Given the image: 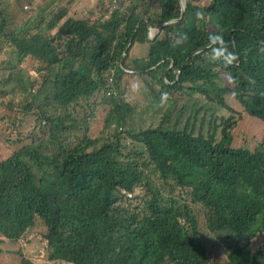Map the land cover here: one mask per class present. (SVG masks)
<instances>
[{
	"label": "trees",
	"instance_id": "trees-1",
	"mask_svg": "<svg viewBox=\"0 0 264 264\" xmlns=\"http://www.w3.org/2000/svg\"><path fill=\"white\" fill-rule=\"evenodd\" d=\"M4 1L0 114L33 128L9 117L0 238L51 264H264V0Z\"/></svg>",
	"mask_w": 264,
	"mask_h": 264
},
{
	"label": "rangeland",
	"instance_id": "rangeland-1",
	"mask_svg": "<svg viewBox=\"0 0 264 264\" xmlns=\"http://www.w3.org/2000/svg\"><path fill=\"white\" fill-rule=\"evenodd\" d=\"M4 4H7V1L1 0ZM99 0H56L55 7H58L60 5L67 6L68 3H72L68 6L69 9V15L73 16L76 15L84 16L88 15L89 12L94 11V8L99 11V7L96 6V3ZM183 1V0H182ZM58 4V6H57ZM37 7V5H36ZM35 9V8H34ZM19 16L23 17L26 14L32 15L31 8H25L21 12L18 13ZM34 15V14H33ZM32 15V16H33ZM212 19V18H211ZM156 35V32L154 30L150 31L149 37L153 39ZM4 47L6 49L7 45L4 44ZM148 53V45L147 43H136L132 52L130 59L135 64L136 61L146 58ZM5 55L3 56L2 60H4ZM133 65V64H132ZM33 77H36V74L34 72H31ZM16 118L17 124L18 121L23 120L24 124L21 129L24 131V136L30 132L33 128L32 118H26L24 119L20 114H18L16 111L12 113H2L0 114V158L5 159L9 157V155L12 153V150L15 148V146L12 145V140H17V134L18 132L15 130L11 124L10 118ZM32 119V120H31ZM251 123L249 124V127H253L254 129L251 131L252 136L256 135L257 133L261 135H264V123L258 121L257 119H252ZM245 131V129H243ZM9 139V140H8ZM2 239V238H0ZM44 244L39 243L37 240H33L32 243H26L24 241L19 242H10L9 240L2 239L0 242V262L1 264H20V256L18 253L20 251H23L26 257L30 258L35 264H51L47 258V253H44ZM41 254H45L40 256Z\"/></svg>",
	"mask_w": 264,
	"mask_h": 264
},
{
	"label": "clouds",
	"instance_id": "clouds-1",
	"mask_svg": "<svg viewBox=\"0 0 264 264\" xmlns=\"http://www.w3.org/2000/svg\"><path fill=\"white\" fill-rule=\"evenodd\" d=\"M188 2H189V0H188ZM180 4H181V9H182V2L180 1ZM187 6H188V4H187ZM26 8H28V7H26ZM29 8H31V7H29ZM33 9V8H32ZM186 9H187V7H186ZM186 11V10H185ZM185 13V12H184ZM182 15H183V11H182ZM182 15H181V17H182ZM147 21H148V19H146ZM174 20H177V21H174ZM178 21H180V19H173V20H171V21H169V22H172V23H176V22H178ZM169 22H167V23H169ZM149 23V22H148ZM167 23H165V24H167ZM172 23H170V24H172ZM151 24V23H150ZM165 24H163V26L162 27H165ZM170 24H168V25H170ZM167 25V26H168ZM152 27V26H151ZM152 29L156 32V35H155V37L160 33V31H161V29H154L153 27H152ZM149 31H151L150 29H149ZM154 37V38H155ZM153 38V39H154ZM130 197H132L131 195H129Z\"/></svg>",
	"mask_w": 264,
	"mask_h": 264
},
{
	"label": "water",
	"instance_id": "water-1",
	"mask_svg": "<svg viewBox=\"0 0 264 264\" xmlns=\"http://www.w3.org/2000/svg\"><path fill=\"white\" fill-rule=\"evenodd\" d=\"M181 2H182V11H183V14H184V12H185V10H186V7H187V4H188V0H181ZM183 16V15H182ZM179 19H181V18H179ZM174 21H177V20H174ZM149 22V21H148ZM170 23H172V22H169V23H167V24H165V26H167L168 24H170ZM148 27H149V29L152 31L153 29H152V27H151V24H150V22L148 23ZM125 56V54L123 55V57Z\"/></svg>",
	"mask_w": 264,
	"mask_h": 264
},
{
	"label": "crops",
	"instance_id": "crops-1",
	"mask_svg": "<svg viewBox=\"0 0 264 264\" xmlns=\"http://www.w3.org/2000/svg\"><path fill=\"white\" fill-rule=\"evenodd\" d=\"M38 3V2H37ZM31 8H33V7H31Z\"/></svg>",
	"mask_w": 264,
	"mask_h": 264
}]
</instances>
